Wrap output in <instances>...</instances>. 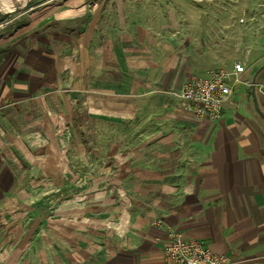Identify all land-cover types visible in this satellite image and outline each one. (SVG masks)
Returning <instances> with one entry per match:
<instances>
[{
	"label": "crops",
	"instance_id": "obj_1",
	"mask_svg": "<svg viewBox=\"0 0 264 264\" xmlns=\"http://www.w3.org/2000/svg\"><path fill=\"white\" fill-rule=\"evenodd\" d=\"M258 15L256 53L234 61L245 71L218 119L173 91L233 67L231 34L210 46L206 30L227 23L190 19L139 45L89 26L0 46V264H165L171 229L264 264Z\"/></svg>",
	"mask_w": 264,
	"mask_h": 264
},
{
	"label": "rangeland",
	"instance_id": "obj_2",
	"mask_svg": "<svg viewBox=\"0 0 264 264\" xmlns=\"http://www.w3.org/2000/svg\"><path fill=\"white\" fill-rule=\"evenodd\" d=\"M263 10L264 0H0V46L38 31L79 40L89 26L97 38L104 29L119 28L121 36L129 34L139 45L161 31L171 37L186 20H217L229 26L206 28L212 36L210 46L218 47L229 32L234 64L256 53L258 13Z\"/></svg>",
	"mask_w": 264,
	"mask_h": 264
},
{
	"label": "built area",
	"instance_id": "obj_3",
	"mask_svg": "<svg viewBox=\"0 0 264 264\" xmlns=\"http://www.w3.org/2000/svg\"><path fill=\"white\" fill-rule=\"evenodd\" d=\"M244 71V63L237 61L232 68L222 67L212 70L208 76L188 78L173 94L197 117L218 119ZM246 83L261 86L254 80ZM153 224L162 225L163 221L156 219ZM169 236L170 241L165 248L168 260L165 264H233L228 255L211 251L202 240L184 238L175 229L169 231Z\"/></svg>",
	"mask_w": 264,
	"mask_h": 264
}]
</instances>
